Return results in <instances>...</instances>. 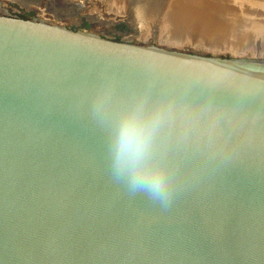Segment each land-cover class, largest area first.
Listing matches in <instances>:
<instances>
[{
  "label": "water",
  "instance_id": "water-1",
  "mask_svg": "<svg viewBox=\"0 0 264 264\" xmlns=\"http://www.w3.org/2000/svg\"><path fill=\"white\" fill-rule=\"evenodd\" d=\"M97 1L134 28L133 1ZM52 20L0 15V264H264V59ZM193 90L227 103L201 105L193 124L160 106L161 200L117 171V113L95 101Z\"/></svg>",
  "mask_w": 264,
  "mask_h": 264
},
{
  "label": "rangeland",
  "instance_id": "rangeland-1",
  "mask_svg": "<svg viewBox=\"0 0 264 264\" xmlns=\"http://www.w3.org/2000/svg\"><path fill=\"white\" fill-rule=\"evenodd\" d=\"M69 1L83 4V8L74 18V20H78V23L70 25V27L75 30H91L103 34L105 35V37L111 40L124 41L132 44H160L163 47L175 46L189 52L204 55L214 54L229 56L234 54V52H241V55L244 56L264 59V43L260 40L258 41L250 39L248 43L250 45L247 44V46L244 45L240 49H238V47H235V45L224 43L226 40H229V38H221L222 40L220 41L218 39H212V37L209 38V34L202 33L201 29L200 32L202 34L198 32L187 33L186 28H179V25L181 24L180 15L182 17L181 19H186V12H188V10L189 12H193V9H181L180 14H176L172 19L170 28L165 31L163 25L164 17L161 18V16L155 9H150L151 7H149V11L155 14H145L150 15L151 17L147 24L144 23L145 17L138 14V11L140 10L133 9L132 16H136V20L134 21L135 26L133 28L127 24V20L129 17H127L125 13H122L121 15L107 13L104 11L103 6L97 0ZM154 1L155 0H151L150 3H154ZM47 2L48 0H38L37 4H32L34 5L33 8L29 7L26 10L17 0H0V15H7L22 19L36 18L48 22H54L53 20H50L46 17ZM36 5L38 7H36ZM169 6L170 5H168V7ZM73 13H75V11H73ZM137 14L139 15V18ZM197 15L198 14L193 15L194 22H199L197 21ZM69 19L72 20L71 18ZM64 26L67 25L64 24ZM135 27L137 30L135 29ZM220 34L226 35L225 32H220Z\"/></svg>",
  "mask_w": 264,
  "mask_h": 264
},
{
  "label": "bare ground",
  "instance_id": "bare-ground-1",
  "mask_svg": "<svg viewBox=\"0 0 264 264\" xmlns=\"http://www.w3.org/2000/svg\"><path fill=\"white\" fill-rule=\"evenodd\" d=\"M17 1L24 8H33V6L37 4L36 0ZM129 1H133L134 5H132L133 7H130L131 15L133 9H139L140 11H138V14L145 17V24L151 19L150 15L145 14H155L149 11V7H151L150 9H155L161 18L164 17L163 25L165 31L170 28L172 19L176 14H180L181 9H193V12H189V10L186 12V19H181L182 17L180 15L181 24L179 25V28H186L187 33H208L210 36L209 38L212 37V39L214 38L220 41L222 40L221 38H229V40L223 42L230 45H233L232 43H234V45L240 47L243 44L249 43L250 39L260 40L264 43V0H155L154 3H150L151 0ZM105 2H107L106 6H108L109 10H112L113 12L114 8H119L120 6H114L115 2H119L117 0H106ZM74 5H76L75 2ZM168 5L170 6L168 7ZM55 6L58 8L57 11H55L57 13L51 12L53 11V8L50 5H47L49 17L55 18L56 16L62 19L72 17L71 13H73V9H75L73 5L67 4L66 2L62 4L56 1ZM36 7L38 6L36 5ZM62 9L63 11H61ZM192 13L193 15L198 14L197 21L199 22H194ZM135 17L132 16L133 25L136 20ZM71 22L72 21H70V23ZM200 29L202 30V33L200 32ZM220 32H225L226 35L220 34Z\"/></svg>",
  "mask_w": 264,
  "mask_h": 264
},
{
  "label": "clouds",
  "instance_id": "clouds-1",
  "mask_svg": "<svg viewBox=\"0 0 264 264\" xmlns=\"http://www.w3.org/2000/svg\"><path fill=\"white\" fill-rule=\"evenodd\" d=\"M161 120L159 108L132 105L116 116L113 158L117 171L127 175L134 187L146 188L152 195L167 200L171 177L155 156V142Z\"/></svg>",
  "mask_w": 264,
  "mask_h": 264
},
{
  "label": "snow or ice",
  "instance_id": "snow-or-ice-1",
  "mask_svg": "<svg viewBox=\"0 0 264 264\" xmlns=\"http://www.w3.org/2000/svg\"><path fill=\"white\" fill-rule=\"evenodd\" d=\"M144 100L153 108H160V106H171L175 111L180 114L184 122L187 124H193L196 121L200 106L203 104H224L227 103L222 98L205 97L200 92L193 90L186 95L164 97L159 94L147 95L141 92L139 95L131 98H123L113 93H101L96 98V104L98 107H104L108 105L117 114L127 107L134 105L137 101ZM207 123H201L200 128H206Z\"/></svg>",
  "mask_w": 264,
  "mask_h": 264
},
{
  "label": "flooded vegetation",
  "instance_id": "flooded-vegetation-1",
  "mask_svg": "<svg viewBox=\"0 0 264 264\" xmlns=\"http://www.w3.org/2000/svg\"><path fill=\"white\" fill-rule=\"evenodd\" d=\"M56 1H58V2H60V3H62V4H64V2H66L65 0H48V2H47V5H50L52 8H53V11H51V12H55V11H57V9L58 8H56V6H55V2ZM38 2V0H36V3ZM67 4H70V5H74V3L72 4V3H68V2H66ZM62 8H63V6H62ZM36 10V9H35ZM46 11H47V15H46V17L47 18H49L50 20H52V18L53 17H49L48 15H49V11L46 9ZM61 11H63V9L61 10ZM50 12V13H51ZM55 13H57V12H55ZM69 18H71L72 19V17H68V18H65V19H63V20H65V22L66 23H69L70 25H72L73 23L71 22L70 23V21H73V20H70Z\"/></svg>",
  "mask_w": 264,
  "mask_h": 264
}]
</instances>
